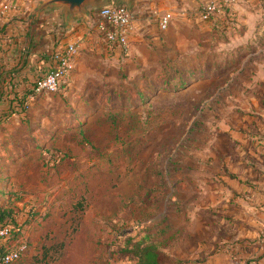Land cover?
<instances>
[{
	"label": "rangeland",
	"instance_id": "obj_1",
	"mask_svg": "<svg viewBox=\"0 0 264 264\" xmlns=\"http://www.w3.org/2000/svg\"><path fill=\"white\" fill-rule=\"evenodd\" d=\"M44 1L30 0L31 24ZM207 1L141 0L145 26L127 53L83 44L57 92L38 93L25 115L3 113L0 206L18 219L10 247L28 245L15 264H136L139 243L157 244L164 264L219 252L221 206L207 209L237 160L241 119L264 105V0L203 19ZM13 2L0 0V29L25 24L3 13ZM156 10L174 13L166 31Z\"/></svg>",
	"mask_w": 264,
	"mask_h": 264
},
{
	"label": "crops",
	"instance_id": "obj_2",
	"mask_svg": "<svg viewBox=\"0 0 264 264\" xmlns=\"http://www.w3.org/2000/svg\"><path fill=\"white\" fill-rule=\"evenodd\" d=\"M108 1H90L82 13H75L70 20L65 6H57L60 8L56 9L58 12H54L52 18L46 21L43 19L44 9L37 12L36 8L31 16L33 26L30 27L31 20L27 22L24 18L31 5L30 0L13 2L20 9L11 14L21 15L25 24L6 23L5 31L2 32L3 46L8 45L10 48V52L2 59V64L6 65L1 69L8 71H5V78L0 79L2 84L9 85L6 93L12 91V82L20 81L24 73L33 79L45 75L54 64V51L64 48L68 43L77 42L80 50L83 44L93 50L100 49L101 45L107 47V42L97 28V11ZM137 1L133 4V13L137 9V12L142 11L143 14L138 16L137 22L135 20L136 30L139 25L140 28L145 26V20L141 19L148 9L147 2ZM29 30L37 48L29 56L21 55V48L17 50L16 43L25 41ZM254 108L251 115L241 119L240 130L235 132L239 142L238 156L224 178L222 195L213 198L208 205L207 212L221 206L219 212L226 226L221 235L223 244L218 248L219 252L203 264H264V105L256 102Z\"/></svg>",
	"mask_w": 264,
	"mask_h": 264
},
{
	"label": "built area",
	"instance_id": "obj_3",
	"mask_svg": "<svg viewBox=\"0 0 264 264\" xmlns=\"http://www.w3.org/2000/svg\"><path fill=\"white\" fill-rule=\"evenodd\" d=\"M245 0H208L202 10L201 17L209 19L218 14L221 10H228ZM114 3V2H113ZM18 4L7 3L3 5V13L7 10L19 11ZM159 18V28L166 31L174 18L171 10H164L159 13L155 11ZM97 28L108 46L119 48L127 53L130 48V38L134 31L133 11L126 4H111L102 6L97 11ZM79 44L77 42L68 43L64 48L56 51L53 55L54 64L36 85V92H57L75 70V58L79 54ZM34 97H31V100ZM16 226L7 224L0 226V264H15L19 261L23 253L27 250L26 241H20L14 247L8 244L13 238Z\"/></svg>",
	"mask_w": 264,
	"mask_h": 264
},
{
	"label": "trees",
	"instance_id": "obj_4",
	"mask_svg": "<svg viewBox=\"0 0 264 264\" xmlns=\"http://www.w3.org/2000/svg\"><path fill=\"white\" fill-rule=\"evenodd\" d=\"M116 3L115 1H113ZM116 4H123V3H116ZM28 22V21H27ZM33 23V21H32ZM33 26V24H29L30 26ZM1 32L4 33L5 26H3L0 29ZM31 30L27 32L25 35V41H20L16 43V48L19 50L21 48V55L29 56L30 53L34 50H36L37 45L34 46L35 42L33 40V35L31 36ZM3 37L1 34V43H0V79L5 78V71H2V67L6 64H2V59L4 58V55L9 53L10 48L3 46ZM27 44V45H26ZM19 45V46H18ZM25 45V46H24ZM56 51H54L55 53ZM54 55V54H53ZM27 58V57H26ZM25 58V60H26ZM45 76L44 74H41L38 77H35L34 79L29 75L28 73H24L20 81L18 82H12V91L5 93L4 102L8 104L7 109L0 113V120L6 119V115H3V113H16L18 115H25V112L27 111L28 107L32 104L31 97H34L38 94L35 90L37 82ZM1 81V80H0ZM6 104V105H7ZM110 120V119H109ZM111 121V120H110ZM10 203V202H9ZM13 210L8 206V202L4 206H0V226L12 224L15 226V224H18V219H16L15 214H13ZM132 253L133 256L136 258V264H164V261L162 260V252L159 248V246L155 243L144 245L143 243L135 244L133 245ZM55 253L50 248H44L42 257L48 261L50 258V254ZM45 264H48L47 262Z\"/></svg>",
	"mask_w": 264,
	"mask_h": 264
},
{
	"label": "water",
	"instance_id": "obj_5",
	"mask_svg": "<svg viewBox=\"0 0 264 264\" xmlns=\"http://www.w3.org/2000/svg\"><path fill=\"white\" fill-rule=\"evenodd\" d=\"M90 1L104 2V0H47L43 2L41 6L38 7L37 12L42 11L43 9L48 7L65 6L67 10V14H69L68 20H70L72 19L75 13L77 12L82 13L84 6ZM119 1H127L129 4H133V2H135L136 0H119Z\"/></svg>",
	"mask_w": 264,
	"mask_h": 264
}]
</instances>
